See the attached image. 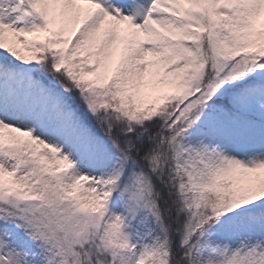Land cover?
Here are the masks:
<instances>
[{"label": "snow or ice", "instance_id": "obj_1", "mask_svg": "<svg viewBox=\"0 0 264 264\" xmlns=\"http://www.w3.org/2000/svg\"><path fill=\"white\" fill-rule=\"evenodd\" d=\"M0 264H264V0H0Z\"/></svg>", "mask_w": 264, "mask_h": 264}]
</instances>
